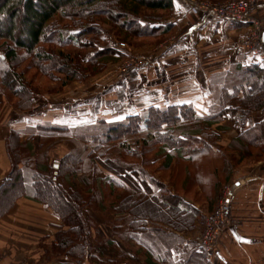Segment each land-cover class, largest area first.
Listing matches in <instances>:
<instances>
[{"label":"trees","instance_id":"trees-1","mask_svg":"<svg viewBox=\"0 0 264 264\" xmlns=\"http://www.w3.org/2000/svg\"><path fill=\"white\" fill-rule=\"evenodd\" d=\"M175 6V0H0V114L1 99L19 112L33 110L35 96L41 91L26 77L27 70L35 69L36 75L60 84L59 91L71 82L94 77L122 57L106 44L107 33L113 31L127 44L141 38L167 37L174 24L166 19ZM103 43L104 48L99 49ZM73 49H93L95 54L84 63ZM228 73L229 79L216 94L207 116L200 115L193 105L173 104L151 106L118 123L100 120L76 130L39 125L27 141L13 131L6 144L12 167L0 187V219L23 198L50 209L64 224L55 234L51 251L55 258L62 259L57 262L60 264H83L87 260L93 264L132 263L114 240L95 241L83 216L92 202L87 193L97 192L103 203L105 185L112 195L122 190L113 210L120 214L130 211L140 218V222L131 220L130 227L156 230L158 240L179 237L165 235L162 226L148 228L144 224L142 228L143 219L171 223L183 231L193 230L197 222L203 224L206 216L194 203L203 200L208 213L214 212L222 187L237 174L235 168L241 164V157L247 153L256 161L264 159L263 120L228 148L240 159L224 155L222 164L211 161L216 154L214 148L223 154L226 151L216 144L215 124L238 112L244 118L264 112V67L258 60L234 66ZM58 90L51 88L47 93ZM233 99L240 101L237 110L227 108ZM61 134L74 137L73 149L56 171L44 155H38L33 138H57ZM96 153L97 158L92 159ZM151 154L153 158L163 157L156 170L152 169L157 162L149 157ZM101 167L113 176L98 178ZM155 171L167 174L157 176ZM89 173L91 179L87 178ZM56 177L62 179L61 184ZM128 185H134L133 191ZM148 194H153L150 200H146ZM64 259L69 263H63ZM192 263L210 264L207 255L202 263Z\"/></svg>","mask_w":264,"mask_h":264},{"label":"crops","instance_id":"crops-1","mask_svg":"<svg viewBox=\"0 0 264 264\" xmlns=\"http://www.w3.org/2000/svg\"><path fill=\"white\" fill-rule=\"evenodd\" d=\"M176 9L181 12L183 17H186L187 24L194 25L195 28L191 31L195 32L190 38H184L178 47L173 48L169 52L170 57L179 53L186 64L195 63L199 69L192 72L194 75L184 77L186 83H181L179 93L186 95V98L180 103H192L200 115L207 116L212 105H208V95H212L214 92L219 93L223 83L229 79L228 71L234 66L250 65L253 59L257 60L253 54L246 52L243 45L245 38L241 42L242 35L249 31V28L235 22L226 23L220 18L212 20L198 15L190 11L187 4L177 5ZM256 15L261 20L264 32V4ZM210 44L211 47L213 46V55L207 58L204 47ZM210 60H213V67L206 72L208 70L206 64ZM186 70H190V68L181 67L173 73L176 71L186 72ZM167 71L173 74L172 71ZM166 106L168 105H159V107ZM239 106L240 101L236 99L231 101L227 108L237 110ZM66 111L67 109L63 112L51 113L49 117H47V112L41 113L40 116L34 113L38 117H31L33 113L22 114L8 106L3 108L0 114V187L8 179L12 167L6 144L13 131L20 132L21 140L27 141L39 125L52 124L71 129L85 128L89 125V120L92 119L84 115L72 116L73 114L69 115V113H65ZM124 117L122 116L121 119ZM121 119L108 117L102 121L114 123ZM263 120L264 112L262 111L253 112L246 118L239 112L224 117L219 123L222 129L217 128L219 124L213 126V130L216 128L215 132L219 138V141H216L217 146L230 148L246 130L255 127ZM63 138L70 142L73 140V137L65 136ZM38 141L39 137H34V142ZM214 151L217 153L218 149L214 148ZM42 153L44 151H39L38 155H42ZM68 153L69 150L64 156ZM64 156L59 158V161L55 160L54 164L58 162V169ZM229 156L240 159V156L234 151L229 152ZM238 171L234 185L232 218L219 239L214 256H207L210 264H264V161L249 164ZM112 176L113 174L110 172H105V178ZM55 180L59 184L62 182L61 178L56 177ZM165 183H167V179ZM128 186L133 191L134 185ZM136 189L138 188L136 187ZM141 192L144 191H140L139 194ZM121 193L122 190L119 189L117 205L120 202L119 195ZM152 197L153 194H148L146 200H150ZM186 198L191 200L190 196ZM194 205L198 210H201L203 215H207L208 206L203 200H197ZM115 218L123 222L119 226V229L122 230L121 236L119 234L115 236L110 226L106 227V232H103L102 236L114 240L118 249L132 260L131 264H193V261L202 263L204 259V254L197 249L193 242V236L201 230L202 223L197 222L191 231H183L171 223L157 222L149 217L143 219L142 228L145 227L144 224L148 228L162 226L165 235L175 234L179 237L177 240H171V238L158 240L155 237L158 233L156 230L143 231L130 227L131 220L140 222V218L131 215L130 211L123 212V214L118 212ZM61 227V219L56 217L51 210L44 208L42 204L27 198L18 200L16 207L0 219V264H60L57 262L45 263L44 246L51 247L55 234Z\"/></svg>","mask_w":264,"mask_h":264},{"label":"rangeland","instance_id":"rangeland-1","mask_svg":"<svg viewBox=\"0 0 264 264\" xmlns=\"http://www.w3.org/2000/svg\"><path fill=\"white\" fill-rule=\"evenodd\" d=\"M187 1L188 0H175V4L176 6L177 5L184 6ZM201 1H205L208 3H222V2H227L229 0H201ZM176 6L173 13H171L166 19L167 22H172L173 24H175L173 32L167 37L163 36L162 38H156V39L141 38V39H136L132 43L127 44L117 39L113 31L111 33H107L105 35L107 41L106 44H108L112 49L119 52V54L122 55V57L118 63L109 64L107 68H105L103 71H101L98 75L94 77H90L85 80L71 82L64 87H61L60 88L61 90L59 91L58 89L60 84L54 83L53 81H50L48 78L44 76L36 75L35 69L27 70L26 77L30 81H32L33 87H38L41 92H39V94L35 96V105L33 107V110L28 113H23L20 111V113L22 114L33 113L31 117H38L41 115V113L47 112L48 113L47 117H49L51 116L50 115L51 113L63 112L64 110L67 109L65 113H69V115L73 114L72 116H76V117L84 115L92 119H95V120L92 119L89 120V125L86 126L88 127L96 124L98 121L103 120L104 118L112 117L113 119H121L122 116H125L123 119L118 121L121 122L126 118H128L129 116L137 115L143 110L148 109L149 107L147 108V106L149 105L151 106L157 105L159 107V105L169 106L173 104H181L180 102L186 98V95L184 96V94L179 93L180 85L186 83L184 82L186 81L184 77L194 75L192 72L199 69L198 66L197 67L195 66V63L186 64L184 60L181 59L180 57L181 54L179 53L175 54V56L172 58L170 57L171 54L169 52L172 51L173 48L178 47V44H181L184 41V38H190L195 32V31H191V29L195 28L194 25L193 24L190 25L189 23L188 24L186 23L187 22L186 17L182 16L181 12L178 9H176ZM196 14L201 15L200 13H196ZM208 18H211L212 20L219 19L214 16H208ZM224 22L227 23L229 21L225 20ZM105 30L108 29L105 28ZM253 35H254L253 31L249 30L242 35V39H241L242 42V40L245 38L243 40V45L245 46L246 52H249L251 54H253L252 51L254 52L257 46ZM104 46H105L104 43L100 44L99 49L104 48ZM212 47L211 44L204 47V53L206 56H208L207 58H210L213 55ZM243 50L242 52H244ZM73 51H75V49H73L72 52ZM65 52H68V50L65 49ZM75 52L80 54L84 63H86L88 56L90 57L95 54V51L93 49H87L85 51L79 50ZM0 54L2 53L0 52ZM255 57L258 60L259 56H255ZM205 60H207L206 57ZM129 62H137V63L143 62V64L139 65L140 67L133 69L130 73L123 74L121 71V67ZM212 65H213V60L208 61V63L206 64L208 70L206 72L209 71V68L213 67ZM181 67H186V68L189 67L190 70H186V72L176 71L175 73H173L175 70H179ZM24 68L26 69L25 66ZM167 70H169L170 72L172 71L173 74H170ZM201 86L204 85L201 84ZM51 88H56L58 92L47 93ZM174 88H178V89H174ZM216 97L218 96L216 95L215 92L212 95H208V105L214 104L215 100L217 99ZM1 100L3 103L2 110L5 106H8V108H13V110L18 111L17 109L12 107L9 103H7L6 99L4 100L1 99ZM189 104L194 106V104L192 103ZM137 110L139 111L136 112ZM34 113L37 114L38 116L35 115ZM228 116L229 115L225 116V118ZM118 122H114V123H118ZM219 127L222 129L220 124L217 128ZM80 128L81 127H77L74 129L76 130ZM215 130H213L214 134L218 136ZM64 135L66 136V134H61L57 138H52V137L46 138L42 136L41 138L39 137V141L36 143L34 142V138H33V143L35 145L36 150L38 152L44 151L42 155L46 157L47 162L51 165V167H54L53 165H55L54 164L55 160L59 161L60 160L59 158L63 157L68 152V150L70 153V151H72L73 149L72 142L74 139L72 140V142H70L69 140L67 141L66 138H63L65 137ZM36 137L38 136L36 135ZM216 141L218 142L219 138ZM221 149L226 150L224 151V154L220 153L221 150H219L217 151V153L215 152L216 154L213 155L214 157L212 156L211 158V161L214 162L215 164L218 163L222 164L224 155L225 157L228 156L230 158L228 148L226 149L222 147ZM66 156H64L63 160L65 159ZM97 156L98 153H96L92 159L97 158ZM149 157H151L152 160L157 162L153 165L152 169L156 170L159 166H161L162 158L160 157L162 156L158 158H153V154H151ZM243 157H244L243 159L241 157L240 160L241 164L235 168V171L241 170L242 168L248 166L249 164H256L259 161H264V159L256 161L254 159V155L251 156L248 155L247 153H245ZM56 164H58V162ZM99 171L100 173H98L96 176L98 178H103V179L105 178L104 177L105 172L106 173L109 172L103 167L99 168ZM155 173H156L155 175L157 176L159 175L165 176L166 174V173H162V171H155ZM77 175L78 178H81L82 176L80 173H77ZM87 178L88 179L92 178L91 173L87 174ZM235 182H236V173L232 176L230 182L222 187L221 193L225 188V186L234 184ZM80 187L83 190L86 189L83 186V184H81ZM103 193L105 194L103 203H101L102 197H100V195L97 192L94 191L93 195L91 193H87L86 197L88 198V201L92 199V202L90 206L84 209L83 211L84 218L88 220V223L91 226L93 237L95 241L98 242H103V240L107 239L106 237L102 236L104 235L103 232H106L107 226H110L112 228L115 236H118V234L121 236L122 230L119 229V226L123 224V222H120L115 218L118 212L113 210V205L114 204L117 205L118 203L117 196L119 194V189L116 191V193L112 195L111 193L109 194L108 185H105L103 188ZM219 201L220 198L218 200V204ZM233 205H234V200H233L232 208ZM211 213L209 214L207 213L205 220L210 216ZM204 223L205 221L201 225L200 229L203 228ZM63 225L64 224L62 222V227ZM51 251H52V245L51 247L44 246L45 263L46 262L53 263L62 260L55 258V256L52 255ZM67 262L68 260L64 259L63 263H67ZM88 262L92 263L90 260H87L83 264H86Z\"/></svg>","mask_w":264,"mask_h":264},{"label":"built area","instance_id":"built-area-1","mask_svg":"<svg viewBox=\"0 0 264 264\" xmlns=\"http://www.w3.org/2000/svg\"><path fill=\"white\" fill-rule=\"evenodd\" d=\"M186 4L193 13H200L204 17L214 16L247 26L249 30L253 31L254 40L257 44L252 53L254 56H259L258 62L264 67V32L261 27V20L256 15L264 4V0H229L222 3L188 0ZM142 64L143 62H129L121 67V71L123 74H128ZM235 183L225 186L221 193L218 207L206 218L203 228L193 236V242L197 249L209 257L214 256L219 239L230 224Z\"/></svg>","mask_w":264,"mask_h":264},{"label":"water","instance_id":"water-1","mask_svg":"<svg viewBox=\"0 0 264 264\" xmlns=\"http://www.w3.org/2000/svg\"><path fill=\"white\" fill-rule=\"evenodd\" d=\"M263 42H264V34H263ZM54 168H55V169H58V164H55V165H54Z\"/></svg>","mask_w":264,"mask_h":264}]
</instances>
